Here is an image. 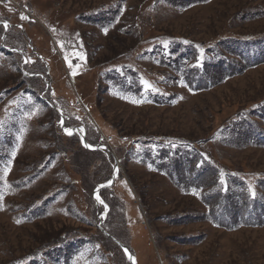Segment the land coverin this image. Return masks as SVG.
<instances>
[{"label":"rangeland","instance_id":"obj_1","mask_svg":"<svg viewBox=\"0 0 264 264\" xmlns=\"http://www.w3.org/2000/svg\"><path fill=\"white\" fill-rule=\"evenodd\" d=\"M113 1L0 0V264H264V0Z\"/></svg>","mask_w":264,"mask_h":264},{"label":"trees","instance_id":"obj_2","mask_svg":"<svg viewBox=\"0 0 264 264\" xmlns=\"http://www.w3.org/2000/svg\"><path fill=\"white\" fill-rule=\"evenodd\" d=\"M115 2L120 3L122 1L121 0H115V1L112 2V4L115 3ZM154 2L155 3H153V4L156 5V3L157 4L159 3V0H155ZM106 5H108V4H106ZM113 11H115V10H113ZM109 13H110V11H109ZM84 15H85L84 16L85 18L82 17V18H84V20H87V19L90 18L89 17V13H84ZM119 25L120 24L117 25V28L119 27ZM226 36L227 35L221 37L220 39L222 40L224 38L226 40V42H229L230 43V41H232V40L231 39H228ZM162 37L163 36L150 37L148 39L142 40L140 42V44H143V45L146 46L148 41H150V40H160ZM198 45H204V46H206L207 47L206 50H208V48H209V45L208 44L201 43V44H198ZM140 46L141 45H139L137 48L139 49ZM193 49H194L193 50V55H192L191 58L194 59V63L197 66L199 64V61L198 60L199 59H202L203 56L200 55V51L198 50L197 47L193 46ZM4 50H7V49L5 48ZM6 52L8 54H12L11 53L12 51L7 50ZM18 53L19 52H15V54H18ZM15 69H16L17 73L21 74V67L18 66V63L15 65ZM109 69H112V66L109 67ZM145 74H147V73L145 72ZM24 78H22V80H25ZM35 79L36 78L34 77V79H31L33 81H30V80H25V81L27 82V84L34 86V85H36L38 83V81L35 80ZM106 79L109 82L113 83L123 93H135V94H137L139 92L138 89H141V87H142V86L141 87H138V82L140 80L145 79V77L137 74L132 69L130 70L129 68H126L125 67V68H123V72L113 73L112 75H108ZM146 83L149 85L148 86V89L151 90V91H153L152 84L149 83V82H146ZM18 89L19 88H17V90ZM17 90H14L13 89V90H5V91H6V94L7 95H10V94H12L13 92H15ZM19 96L20 95H18L16 97L17 100L19 99ZM12 102H13V100L10 103L12 104ZM211 166H212V169L213 168H218V169H215L214 171L217 170L216 174L218 176H220V179H222L224 177V174H225V176H228L227 173H229V172L227 171V169L225 167L224 168L223 167H220V166L214 167L212 164H211ZM237 180L238 181H241L245 185V187L248 188V190H249V191L247 190L248 196L240 197V199H236L234 201L233 198H230L229 197L231 194H233L234 190H231V186L228 184V186L225 188L226 192L221 195V197L223 196V200H225L228 203H230V209H229V211H231V213H227V212L226 213L232 217L230 220L234 223L235 227H237L238 225H242V224H240L241 222L246 223V224H253V225L259 223L258 225H256V226H259L261 224L259 221L249 222V221H247L245 219L246 218L245 216L250 212V211H248V207L250 206V204L255 203V201H256V197L258 196L259 189L256 188V187H254L255 184L253 182H250L249 180H246L245 178H243V179H237ZM252 186H253V188H252ZM254 189L256 191L255 193H254ZM260 191L264 192L263 190H260ZM258 214L259 213L255 214V215L257 216Z\"/></svg>","mask_w":264,"mask_h":264},{"label":"water","instance_id":"obj_3","mask_svg":"<svg viewBox=\"0 0 264 264\" xmlns=\"http://www.w3.org/2000/svg\"><path fill=\"white\" fill-rule=\"evenodd\" d=\"M2 25H6L5 23H1ZM64 128V127H63ZM75 130H77L78 131V129H75ZM80 130H82L83 132H84V130L82 129V128H80ZM83 136V135H82ZM83 143H84V145L86 146V148H88V149H91L89 146H88V144H87V142H86V140H85V137L83 136ZM114 180H115V178L113 177V179H112V183H114ZM110 185H106V186H101L97 191H96V193H99V192H101L102 190H105L106 188H108ZM106 235L107 236H109L110 237V235L109 234H107L106 233ZM119 246H120V248L127 254V256H128V258L132 261V254L129 252V250H128V248H126V246H124L123 244H120V243H117Z\"/></svg>","mask_w":264,"mask_h":264},{"label":"snow or ice","instance_id":"obj_4","mask_svg":"<svg viewBox=\"0 0 264 264\" xmlns=\"http://www.w3.org/2000/svg\"><path fill=\"white\" fill-rule=\"evenodd\" d=\"M23 18V17H22ZM5 28H7V25H5ZM65 131L67 132V134H69V135H71L72 134V130H70V129H65ZM110 183V182H109ZM221 183H224V181L223 180H221ZM195 194V193H194ZM98 200L100 199V197H99V194H97V197H96ZM103 201H101V203H102Z\"/></svg>","mask_w":264,"mask_h":264}]
</instances>
